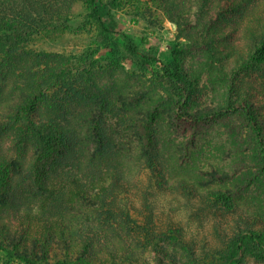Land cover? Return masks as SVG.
Returning a JSON list of instances; mask_svg holds the SVG:
<instances>
[{"label": "rangeland", "instance_id": "rangeland-1", "mask_svg": "<svg viewBox=\"0 0 264 264\" xmlns=\"http://www.w3.org/2000/svg\"><path fill=\"white\" fill-rule=\"evenodd\" d=\"M25 3L2 7L4 14L22 22L18 23L20 41H29V48L36 54H47L52 59L65 57L68 71L80 74L83 85L94 81L104 89L114 107L107 112L106 122L116 125L129 151L134 144L133 134L126 130L122 116L133 114L139 118L154 98L168 95L171 85L163 67L145 55L164 60L173 71L179 68L192 75L190 79L197 86L193 87L189 105L213 108L224 100L225 80L264 21V0H250L239 12L226 13L209 32L204 24L209 21L212 0H97L110 29L103 32L88 0ZM26 25L30 27L25 29ZM129 40L140 54L128 49ZM204 43L217 49L216 57L205 51ZM227 50L229 56L225 55ZM252 64L236 74V90L239 98L255 100L264 116V54H257ZM89 104L86 97L79 106L88 108ZM75 105L73 102L69 107ZM160 122L168 129L166 114ZM223 130L217 123L205 129L198 144L204 149L196 158L198 169H229L224 168L229 158L222 148ZM0 142V148L9 152V142ZM160 157L152 167L142 161L101 165L102 170L117 168L120 173L129 168V177L108 187L104 203L97 200L75 207L74 212L80 214L75 217L67 215V208L74 207V197L70 199L65 188L59 187L56 198L43 201L41 207L29 191L28 182L14 186L5 195L6 204L0 205V242L5 244L0 246V264H30L18 252L30 254L35 260L32 264H43L45 260L49 264H77L78 260L89 264H158L159 256L166 264H224L226 243L235 232L251 229L264 234V203L255 188L247 189L235 204L233 201L227 206L217 200L214 192L218 185L210 181V176H198L202 181L197 183L196 175L178 168V176H186L187 180L180 177L164 184L156 166ZM29 160L28 156L23 161L20 179L29 174ZM59 190L63 194H58ZM86 217H91V225L96 228L80 233L88 223L83 222ZM70 224L79 230H72ZM57 225H64L65 235H60L62 229ZM23 227H27L28 234L17 244L15 239L24 235ZM49 231L56 237L43 248L42 235ZM91 231L95 236L90 240ZM235 264H264V257L247 254Z\"/></svg>", "mask_w": 264, "mask_h": 264}, {"label": "trees", "instance_id": "trees-1", "mask_svg": "<svg viewBox=\"0 0 264 264\" xmlns=\"http://www.w3.org/2000/svg\"><path fill=\"white\" fill-rule=\"evenodd\" d=\"M88 1L102 31H110L97 0ZM213 1L208 6L209 21L204 24L208 32L226 13L239 12L250 2ZM22 2L28 3V0H0V141L6 140L10 144L9 152L0 148L4 152L0 155V205L6 204L5 195L14 186L25 182L31 185L29 191L41 207L43 201L54 200L57 189L61 187L68 190L70 194L66 195L70 199L74 197L71 201L74 207L67 208V215L75 217L80 215L74 212L75 207L97 200L104 203V192L108 187L129 177V168L120 173L117 168L102 170L101 165L112 167L129 161H142L145 166L152 167L158 155L161 157L156 166L164 184L180 177L186 181V176H178V168H183L185 172L196 175L197 183L202 181L198 176H210V181L218 185L214 192L217 200L227 206H232L233 201L235 204L236 198L249 188H255L253 190L261 194L264 203V116L255 100L238 97L235 82L240 69L252 66L256 55L264 54V21L225 80L224 100L213 108L199 109L189 105L188 99L195 91L193 87L197 86L196 81L190 79L192 75L179 68L173 71L164 60L145 55L163 67L171 85L168 95L154 98L144 107L139 118L133 114L128 118L126 114L122 116L126 130L133 134L134 144L129 151L126 139L119 137L116 125L106 122L107 112L113 111L114 107L105 96L104 89L94 81L83 85L80 74L68 71L65 57L52 59L47 54H36L29 48V41H20L19 25L22 22L14 15L4 14L2 7H19ZM29 27L26 25L24 28ZM127 46L133 54H140L133 41L129 40ZM202 47L212 58L218 54L211 44L204 43ZM229 53L227 50L225 55L229 56ZM86 97L90 106L83 108L79 104ZM73 102L76 105L69 107ZM163 114L168 119V129L161 125ZM216 123L224 129L222 148L229 158L224 168L229 169L207 172L197 167L196 158L204 150L198 144L207 126ZM174 148L177 149L175 153ZM27 151H30L28 155ZM26 156L30 157L29 174L20 179ZM59 168H62L60 172ZM98 170L101 171L97 173ZM58 194H63V191L59 190ZM262 208L261 215L264 213ZM83 222L88 223L80 233H85L86 229L95 230L91 217H86ZM57 226L62 229L60 235H65L64 225ZM70 228L79 230L73 224ZM93 231L90 240L95 236ZM22 232L21 238L15 237L17 244L28 234L27 227H23ZM53 236L51 231L42 235L45 240L43 248ZM38 240L40 242L36 238ZM3 245L0 242V246ZM18 254L26 263H35L30 254ZM247 254L264 257V234L251 229L235 232L226 243L224 264H235ZM157 259L158 264H166L162 256ZM43 264L49 262L45 260ZM77 264L89 263L78 260ZM108 264L136 263L113 261Z\"/></svg>", "mask_w": 264, "mask_h": 264}]
</instances>
